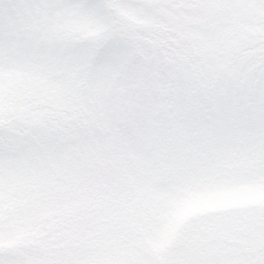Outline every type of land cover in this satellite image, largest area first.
<instances>
[{
	"label": "snow or ice",
	"instance_id": "obj_1",
	"mask_svg": "<svg viewBox=\"0 0 264 264\" xmlns=\"http://www.w3.org/2000/svg\"><path fill=\"white\" fill-rule=\"evenodd\" d=\"M0 264H264V0H0Z\"/></svg>",
	"mask_w": 264,
	"mask_h": 264
}]
</instances>
